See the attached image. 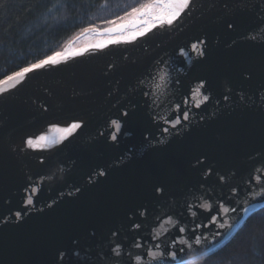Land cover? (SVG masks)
<instances>
[{
    "label": "water",
    "instance_id": "1",
    "mask_svg": "<svg viewBox=\"0 0 264 264\" xmlns=\"http://www.w3.org/2000/svg\"><path fill=\"white\" fill-rule=\"evenodd\" d=\"M242 2L250 14L237 18L235 31L224 32L222 17L211 11L212 0H196L193 12L183 16L174 28L150 32L135 43L119 42L102 51L90 50L75 58L65 53L67 63L34 71L23 83L18 80L0 85V264H110L104 252L117 240L129 246L127 253L138 251L133 240L151 246L156 241L150 237L157 231L163 238L172 228L166 222L167 214L184 217V223L192 228L185 201L197 202L187 193L198 188L197 196L201 191L214 197L227 196L229 188L222 190L224 182L217 183L221 174L227 175L228 185L242 189L235 205H255L258 210L264 207V199L259 198L264 196V188L249 179L258 174L264 178V31L257 28L248 33L247 41L244 39L264 10V0ZM205 4L207 7H203ZM197 38L207 40L205 63H198L199 53L191 49ZM181 47H187L189 56L185 59L190 61L183 71L179 57L172 56ZM160 57L171 60L153 68L152 76L144 82V87L154 93L150 102L155 104L149 109L138 94H133L132 87L150 61ZM110 64L116 67L109 69ZM161 69L166 72L164 82L159 80ZM242 69L254 71V78L242 79L238 74ZM178 77L181 83L173 85ZM201 79L206 81L211 97L207 107H196L197 101H202V95H195ZM157 83L161 84L159 90L155 88ZM117 87L121 90L119 101L136 112L132 163L120 160L125 148L132 147L127 134L118 145L110 146L116 143L110 139V132L115 131L110 121L117 117V101L108 97V90ZM228 88L233 91L224 101ZM176 104L189 111L191 120V124L180 126L178 139L173 138L175 130H171L173 135L156 131L148 118L154 109L162 126H167L163 121L172 116ZM41 105L48 111L44 112ZM74 118L88 122L83 135L64 132ZM152 132L165 141L156 145L149 136L151 145L160 151L150 152L149 145L139 143L141 133ZM77 135L80 138L69 144ZM40 136L62 142L54 146L40 141ZM28 137L33 138L34 146L24 144ZM56 147L63 149L58 153L63 161V178L41 182L37 174L45 169L39 165L40 157ZM198 159L203 163H197ZM209 169L215 170L211 176ZM105 170L106 175H99ZM149 175L165 185L163 193H154L145 183L143 178ZM33 187L38 189L35 194ZM76 187L81 192H75ZM28 195H33V205H27ZM145 209L146 217H141L139 213ZM17 211L22 212L19 221ZM235 218L229 213L224 220L230 223ZM141 221L140 229L132 227V222ZM111 231L118 235L113 237ZM220 231H227V227ZM92 232L96 233L94 237ZM205 234L211 242V234ZM60 253H64L63 258Z\"/></svg>",
    "mask_w": 264,
    "mask_h": 264
},
{
    "label": "snow or ice",
    "instance_id": "2",
    "mask_svg": "<svg viewBox=\"0 0 264 264\" xmlns=\"http://www.w3.org/2000/svg\"><path fill=\"white\" fill-rule=\"evenodd\" d=\"M49 2L51 6H48V4L44 5L47 10L45 15L51 16L54 20L62 18L66 21L67 17L65 13L69 9L76 13L78 17L83 18L89 16L91 8L94 7V5L88 3V0H75V2L73 0H49ZM195 5L196 0H144L141 3L127 5L122 9V14L113 15L112 18H99V24L88 23L79 29L81 34L98 33L107 36V41L95 42L88 47L77 50L69 48L67 49V56L75 58L90 50L102 51L106 46L119 42L135 43L137 40L146 37L150 32L157 30L166 31L169 28H174L183 16L193 12ZM0 7H7V0H5V3L0 4ZM203 7H207V5L205 4ZM103 10H108L107 2L103 6ZM211 11L214 16L219 15L222 17L223 30L226 33L236 30L238 27L237 18L240 15L250 14L247 5L243 4L242 0H219V3H217V0H212ZM101 25L104 26L102 27ZM257 28L264 31V10L259 12L256 17L255 26L248 29V32L244 34V39L247 41L249 39L248 33L256 31ZM251 39L255 41V37H251ZM232 43L236 44L237 41L234 40ZM198 45L203 47L198 48ZM228 47H232V45H228ZM5 48H7L6 42L0 44V51H3ZM191 49L198 51L201 58L197 61L198 63L206 62L208 52L206 39L197 38V42L191 44ZM172 56L179 57L181 71H183V66L186 62L190 63V61H186L185 59L189 56L187 47L179 48ZM169 60H171V57H169ZM169 60H165L164 57L153 58L145 71L136 78V84L133 85L132 92L133 94H138L143 99L146 108L152 109L155 101L150 102V98L154 93L144 87V82L148 77L152 76L153 68L166 64ZM60 63H67L65 52L54 51L50 55L38 59L35 63H29L27 66L18 68L16 71L8 74H0V85L18 80L23 83L24 80L29 78L30 73L46 67L56 68ZM108 67L109 69H113L116 65L110 64ZM261 71L264 72V64L261 66ZM238 74L245 80H252L254 78V71L249 69H242ZM165 79L166 72L164 69H161L159 80L160 82H164ZM172 83L173 85H179L181 80L178 77ZM228 83H231V81H228ZM160 87V83L155 85L157 90ZM262 88H264V85H262ZM202 89L204 90L203 93ZM123 91L127 93L128 89L125 88ZM208 91L206 81L201 79L199 87L195 90V95H202V101H197L196 107H200L201 104L207 107V104L211 102L210 94H207ZM232 91L231 88L227 89V92L222 97L224 101L229 100L230 96L228 93ZM9 92H11V89H9ZM120 92L121 90L118 87L115 91L111 88L108 90V97L117 101V105H114L116 106L117 117L110 121L115 129V131L110 132V139L116 143L110 146L114 147L118 145L121 139L125 137V134H127L130 138L128 143L132 144V147L125 148V153L120 157V160H127L128 163H132L135 160V152L132 149L135 147L133 141L136 139L134 127L136 112L128 110L126 102L119 101ZM2 95L3 93H0V96ZM122 108L124 110L121 112ZM41 109L44 112L48 111V108L44 105H41ZM148 118L153 123L154 129L162 135H173L171 130H175L176 135L173 137L174 139L179 138L180 126L191 124L190 113L181 104H176L172 116L163 121L167 126H162L154 109L150 112ZM200 119L204 120L205 117L201 116ZM87 126V121L81 118H74L64 129V132L72 134L74 131H78L80 135H83V131ZM117 133L120 134L119 137ZM99 135L104 136V133H99ZM185 135H190V133L186 132ZM149 136L153 140H156V145L165 143L164 140L157 139L154 132L148 133V135L141 133L139 143L149 145L150 152L160 151L161 149L158 146L151 145ZM79 138V135L73 136L68 143L70 144L73 140ZM39 140L50 142L54 146L62 142V140L58 142L55 138L49 140L45 136H40ZM105 142H107V138ZM24 144L34 146L33 138H26ZM64 147H67V145H64ZM62 151V148L56 147L55 151L50 152L47 156L40 157L39 165L45 169L43 173L37 174L41 182L45 180L56 182L63 178L60 175L64 172V169L61 167L63 161L58 158V153ZM129 152H131L130 156L128 155ZM197 163H203V161L198 159ZM214 172V169H209L208 176H211ZM99 175H106V170L101 171ZM143 179L145 183L150 184L154 193L161 194L165 191V185L159 182L158 177L149 175ZM249 179H254L259 187L264 188V178H262V175L250 176ZM220 182H224L222 190L223 187L229 188L227 196L214 197L207 191H201L200 195L197 196L198 188L187 193V195L192 196L193 200L197 202L193 204L188 203L187 200L185 201L186 212L191 216L189 222L194 225L192 228H188L184 223V217L175 213L167 214L168 219L166 222L171 223L172 228L163 234V238H161V233L157 231L155 235L150 237L152 241H156L151 246L138 240H133V246L138 251H128L127 253L125 250L129 246L117 240L114 247L110 245L108 251L104 252V255L109 258L110 264H153V262L155 264H198V262H203V264H257L255 259L257 241L264 242V215H260L259 213L264 212V209L258 210L255 205H252L251 208L235 205L234 202L239 199L242 189L239 185H228L226 174H221L218 177L217 183ZM204 183H207V179H205ZM40 190L43 189L41 188ZM31 191L35 194L38 189L33 187ZM75 192H81V189L76 187ZM259 198L264 199V196ZM199 201L203 202L200 203ZM33 202V195H28L27 205H33ZM229 213L236 217L230 223L224 220V217L228 216ZM133 214L135 215V213ZM146 214L147 209L139 213L141 217H146ZM245 214H247V217H245ZM173 216H175V221H173ZM15 217L17 221L21 220L22 212L17 211ZM205 221L207 222L205 223ZM142 224L143 221L140 223L132 222V227L138 230L142 227ZM213 227L216 228L214 232L211 231ZM225 227H227V231H220V229ZM233 228H236L235 232L232 231ZM205 231L211 234V242H209ZM173 232H175V236L172 235ZM95 235V232L91 233L92 237ZM111 235L115 237L118 235V232L111 231ZM137 235H139L138 232ZM178 245L180 247H177ZM60 255L63 258L64 253H60ZM76 255L78 257L79 253L77 252ZM259 264H264V246H261Z\"/></svg>",
    "mask_w": 264,
    "mask_h": 264
},
{
    "label": "trees",
    "instance_id": "3",
    "mask_svg": "<svg viewBox=\"0 0 264 264\" xmlns=\"http://www.w3.org/2000/svg\"><path fill=\"white\" fill-rule=\"evenodd\" d=\"M106 2L107 11L103 10ZM141 2L144 0H88L94 5L89 16L80 18L69 9L65 13V21L45 15L47 10L44 5L51 6L49 0H7V7H0V44L7 43V48L0 51V74L11 73L54 51H60L63 45L72 42L80 33L81 27L88 23L99 24V18H112L122 14L125 6ZM3 3L5 0H0V4ZM259 214L264 215V212ZM261 246L264 242L257 241V264Z\"/></svg>",
    "mask_w": 264,
    "mask_h": 264
},
{
    "label": "rangeland",
    "instance_id": "4",
    "mask_svg": "<svg viewBox=\"0 0 264 264\" xmlns=\"http://www.w3.org/2000/svg\"><path fill=\"white\" fill-rule=\"evenodd\" d=\"M101 26L103 27L104 25H101ZM91 34L90 33L88 34L77 33L73 41L63 45L60 51H64L65 53H67V49L69 48L76 50V49L84 48L85 46H89L95 43V41H98V42L106 41L105 39L98 37L95 33H91Z\"/></svg>",
    "mask_w": 264,
    "mask_h": 264
}]
</instances>
